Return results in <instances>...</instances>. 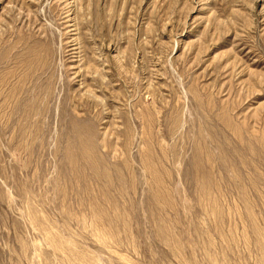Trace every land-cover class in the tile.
Wrapping results in <instances>:
<instances>
[{
	"label": "rangeland",
	"instance_id": "1",
	"mask_svg": "<svg viewBox=\"0 0 264 264\" xmlns=\"http://www.w3.org/2000/svg\"><path fill=\"white\" fill-rule=\"evenodd\" d=\"M114 2L0 0V264H264V0Z\"/></svg>",
	"mask_w": 264,
	"mask_h": 264
},
{
	"label": "bare ground",
	"instance_id": "2",
	"mask_svg": "<svg viewBox=\"0 0 264 264\" xmlns=\"http://www.w3.org/2000/svg\"><path fill=\"white\" fill-rule=\"evenodd\" d=\"M138 2H141V1H138ZM118 4V0H115L114 4L111 5L110 9L106 11L105 15L103 14V16L101 18H99V21H102L103 24H106L105 26H110L112 25V23L114 22V20H117L118 18V12H117V5ZM127 5V4H126ZM90 7L92 8V5H90ZM89 8V7H88ZM119 8V7H118ZM87 10V9H85ZM89 12L88 13H84L85 16H87V14L89 15H92V11L91 9H88ZM98 10V9H97ZM126 11V10H125ZM104 12V11H103ZM163 12V11H162ZM98 14V13H97ZM141 14V13H140ZM156 15V14H155ZM98 17V16H97ZM86 20H88L86 18ZM125 20V19H124ZM154 24L156 25V28H155V31H159L160 28H161V23L162 21L160 20V18H157V19H154ZM90 22L88 21V23L86 22V24H89ZM93 23V22H92ZM99 24V23H98ZM104 26V27H105ZM99 30V29H98ZM113 32V31H112ZM101 33V32H100ZM118 34V33H117ZM113 35V34H112ZM96 36V35H94ZM110 36V35H109ZM102 38V37H101ZM114 38V37H113ZM120 39V38H119ZM106 75V74H105ZM8 86V85H7ZM15 89V88H14Z\"/></svg>",
	"mask_w": 264,
	"mask_h": 264
}]
</instances>
